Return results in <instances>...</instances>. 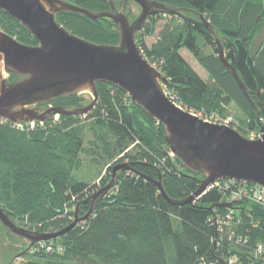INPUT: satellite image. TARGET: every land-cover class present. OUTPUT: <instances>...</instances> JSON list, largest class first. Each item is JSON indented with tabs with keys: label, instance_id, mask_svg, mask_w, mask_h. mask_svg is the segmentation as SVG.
<instances>
[{
	"label": "trees",
	"instance_id": "16d2710c",
	"mask_svg": "<svg viewBox=\"0 0 264 264\" xmlns=\"http://www.w3.org/2000/svg\"><path fill=\"white\" fill-rule=\"evenodd\" d=\"M62 1L93 13L109 10L108 0ZM156 1L205 18L254 108L220 65L214 37L196 19L168 16L155 43L146 48L143 39L154 35L162 18L154 16L136 35V43L166 78L171 96L185 111L204 119L227 116L228 107L234 105L245 118V122L236 119L235 130L243 137L260 134L259 129H264V0ZM56 22L89 43L118 44V32L109 19L59 14ZM0 31L23 45L37 46L1 11ZM204 48L214 54H204ZM183 50L207 74L206 82L181 57ZM96 91L97 103L85 116H59L58 121L36 124L32 130H18L0 120V208L28 231L47 234L64 229L78 206L79 217L86 214L89 205L84 202L110 181L114 166L127 164L132 169L117 172L116 186L97 202L87 220L60 238L34 246L21 258L24 261L13 264H227L231 258L236 259L234 264H264V257L255 256L256 246L264 243V212L249 203L209 210L223 204V192L215 189L192 204L166 202L150 181L160 179L170 199L184 201L197 191L203 177L166 155L163 128L133 106L125 93L106 84H97ZM48 106L85 107L81 96L38 105ZM83 168L94 175L96 185H91L89 176L77 177ZM229 211L233 221L228 227H217V217ZM0 264H10V258L1 255Z\"/></svg>",
	"mask_w": 264,
	"mask_h": 264
},
{
	"label": "water",
	"instance_id": "95a60500",
	"mask_svg": "<svg viewBox=\"0 0 264 264\" xmlns=\"http://www.w3.org/2000/svg\"><path fill=\"white\" fill-rule=\"evenodd\" d=\"M121 1L124 7L122 4L116 7L115 0H108V11L93 13L62 0H0V11L37 41V46L29 47L0 31V120L11 125L43 124L56 116H85L97 103L96 85L106 84L125 93L133 106L161 125L168 151L166 155L175 158L190 173L203 177L197 191L184 201L170 199L160 179L149 180L169 204H192L210 186L222 180L264 189V129H259V138L247 140L228 126L205 122L177 107L164 92L163 87L168 84L166 78L149 63L136 43V35L150 17L192 19L184 17L179 9L156 0ZM131 4L140 8L133 21H130ZM59 14L79 15L91 21L109 19L118 32V44L96 45L70 34L56 22ZM195 18L214 37L220 65L231 73L241 93L254 108L237 71L226 61L223 45L214 28L202 15L196 14ZM9 76L17 80L9 82ZM85 93L92 99L83 108L38 107ZM120 170L132 171L127 164L114 166L110 181L84 202L89 205L86 214L79 217L78 206L73 221L55 233L42 234L19 227L0 208L2 228L29 244L26 250L12 257L10 264L35 245L60 238L87 220L97 202L116 186ZM216 208L231 210L233 206L231 203L217 204L209 210Z\"/></svg>",
	"mask_w": 264,
	"mask_h": 264
},
{
	"label": "built area",
	"instance_id": "2783aa9c",
	"mask_svg": "<svg viewBox=\"0 0 264 264\" xmlns=\"http://www.w3.org/2000/svg\"><path fill=\"white\" fill-rule=\"evenodd\" d=\"M165 94L177 107L183 109L182 106L176 101V99L173 96H171L168 93ZM194 115L199 116L205 122L228 126L234 130L238 128L239 125V123L235 119H232L229 115L220 117L217 114H213L210 117H207L206 119H204L200 114H194ZM36 124L37 123H28V124H20V125H12V126L18 130H24V129L32 130L35 128ZM259 137L260 134L257 136V138ZM213 189L218 190L219 192H223L224 197L222 199L223 200L222 203H231L232 206L234 204L237 205L241 203L242 204L249 203L258 207L259 209H261V211L264 212V189L258 186L246 184V183H240L236 181L222 180L215 182L212 186L208 188L207 191ZM233 219H234L233 211H229V213H227L225 216L217 217L216 225L217 227H221V228L228 227L229 223H231ZM238 242H241V240H238ZM38 245L43 246V243H40ZM47 250L50 251L51 249L48 248ZM255 256L259 258L264 257V243H260L256 246ZM235 261H236L235 258H231L228 260L227 264H234Z\"/></svg>",
	"mask_w": 264,
	"mask_h": 264
},
{
	"label": "rangeland",
	"instance_id": "374dc122",
	"mask_svg": "<svg viewBox=\"0 0 264 264\" xmlns=\"http://www.w3.org/2000/svg\"><path fill=\"white\" fill-rule=\"evenodd\" d=\"M131 13H130V21H133L134 19H136L139 15V9L135 6L132 5L131 8ZM169 18L168 16H162L161 20L158 21L156 27H155V32L154 35L152 37H145L143 39L144 41V45L146 46V48L150 47L151 45H153L155 43V41L158 38V34L161 32L162 28L168 23ZM203 53L206 55H211L214 54L213 50L211 48H204L203 49ZM181 57L184 59V61L188 64V66L199 76V78L203 81H207L208 80V76L207 74L204 72V70L198 65V63L195 61V59L192 57L191 54H189L186 51H181L180 52ZM164 92L173 95L172 92L168 91L166 89V87H163ZM81 96L84 99V106H87L90 101H91V96L87 93L85 94H81L78 95ZM52 108L51 106H48L44 109H49ZM190 112V111H187ZM193 113V112H191ZM227 114L232 118V119H238L240 121L245 122V118L242 116L241 112L234 106L231 105L228 107V111ZM58 117L56 116L53 120L54 121H58ZM259 135V133H255V132H251V133H245L244 134V138L247 140H255L257 138V136ZM243 137V136H242ZM88 160H84L83 164L84 167L87 166V162ZM89 168V166H88ZM90 170V169H89ZM88 170L86 168H83L82 171L79 172V174H77V177L79 178H83L85 176H89L87 178H92L91 180V185H96L98 183V181L95 180V177L93 174H88ZM71 211H74L71 210ZM17 225V224H16ZM18 226V225H17ZM12 236V235H11ZM9 236V234H7L4 229L2 228V226L0 225V241L3 244L2 249H0V253L2 250V256H4L6 259L9 260L12 259L13 256L18 255L19 253H21L20 251L22 250V247L24 246V243L22 241H20L19 239H17L16 237H11ZM1 248V247H0ZM22 261H24L23 259H18L17 263H21Z\"/></svg>",
	"mask_w": 264,
	"mask_h": 264
},
{
	"label": "flooded vegetation",
	"instance_id": "af4514ba",
	"mask_svg": "<svg viewBox=\"0 0 264 264\" xmlns=\"http://www.w3.org/2000/svg\"><path fill=\"white\" fill-rule=\"evenodd\" d=\"M115 6L116 7H118L119 6V4H122V6L124 7V3H123V1H121V0H115ZM132 5H134V4H131V6ZM131 6H130V8H131ZM136 6V5H135ZM138 9H139V13H140V8L138 7V6H136ZM125 10H126V12H128V8H126L125 7ZM180 10V12L184 15V17H186L187 19H189V18H191L192 20H195L196 18H195V14H193L191 11H189V10H183V9H179ZM191 20V21H192ZM191 21H189V22H191ZM15 222V221H14ZM16 224V223H15ZM5 231V230H4ZM6 232V231H5ZM7 233V232H6ZM8 234V233H7ZM18 239V238H17ZM20 240V239H19ZM20 241H22L23 243H24V246L22 247V250L20 251V252H22V251H24V250H26V248L28 247V243L26 242V241H24V240H20ZM0 249H2V247H3V244H2V242L0 241ZM2 250H1V253H0V256L2 255ZM25 256V255H24ZM23 257V256H22ZM21 257V258H22ZM21 258H19V259H21ZM10 261H11V259H10ZM15 261H17V260H15ZM14 261V262H15ZM13 262V263H14ZM12 263V264H13Z\"/></svg>",
	"mask_w": 264,
	"mask_h": 264
}]
</instances>
